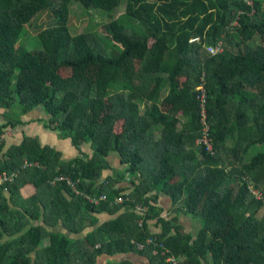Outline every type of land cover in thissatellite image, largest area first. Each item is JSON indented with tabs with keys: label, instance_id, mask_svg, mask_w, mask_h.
Listing matches in <instances>:
<instances>
[{
	"label": "trees",
	"instance_id": "trees-1",
	"mask_svg": "<svg viewBox=\"0 0 264 264\" xmlns=\"http://www.w3.org/2000/svg\"><path fill=\"white\" fill-rule=\"evenodd\" d=\"M73 1L109 13L125 5L132 22L111 19L106 36H73ZM255 7L250 16L244 0H0V108L25 114L42 107L46 127L81 152L65 163L59 152L26 138L0 159V174L20 170L14 182L0 184V264H96L103 255L136 252L132 240L149 237L183 257L182 264H264V203L246 180L264 194V152L251 156L264 148V0ZM42 11L55 24L39 34L42 50L27 51L20 39ZM219 40L224 51L209 55L205 47ZM204 73L214 154L197 144L196 88ZM182 118L188 123L179 130ZM86 144L91 157L82 153ZM114 152L133 177L123 204L115 202L123 190L113 180L99 184ZM26 160L44 168L21 170ZM60 175L108 200L88 203L65 183L53 184ZM28 185L34 193L24 196ZM154 192L172 199L175 214L201 221L196 236L184 232L178 216L159 217L162 233H150ZM137 205L146 209L142 227ZM122 207L123 214L99 225L96 214ZM60 223L74 235L93 230L78 239L49 230ZM142 254L166 264L151 250Z\"/></svg>",
	"mask_w": 264,
	"mask_h": 264
},
{
	"label": "crops",
	"instance_id": "crops-1",
	"mask_svg": "<svg viewBox=\"0 0 264 264\" xmlns=\"http://www.w3.org/2000/svg\"><path fill=\"white\" fill-rule=\"evenodd\" d=\"M16 110V109H15ZM20 111V110H19ZM12 109L0 108V127L5 126L2 134H0L1 148H0V159L4 160L7 157V153L15 147H19L23 144L26 138H31L37 140L41 149L51 148L61 154V160L65 163H70L77 159L81 152L75 146H73L71 139L63 136L59 131H53L46 127V122L49 120V115L45 112L42 107L33 109L27 113H22L20 118L12 116ZM179 124V130L183 127L182 125L188 123L186 118L181 119ZM15 124V126H12ZM255 148H258L255 147ZM82 153L87 156H92V149L90 144L83 145L81 147ZM258 150H252L251 156H253ZM119 153H112L108 157L110 164V169L104 171L99 184L104 183L107 178L113 180L114 184L117 185L116 188L123 190V192L131 193L133 191L134 185L132 181V176L126 173V166L122 165ZM25 162H28L26 160ZM24 162V163H25ZM37 162V161H29ZM24 165V164H23ZM43 166V165H42ZM44 168V166L42 167ZM31 169V168H28ZM22 170V167H21ZM27 170V169H26ZM120 175L124 177L120 180ZM127 178V179H126ZM24 196H29L34 193V187L28 185L24 190H22ZM157 194V201L154 203L155 210L153 212L156 217L149 219L147 221V226L151 234H161L163 231V226L158 221V218L163 219L174 218L178 216V223L182 226L183 230L187 234L196 236L197 233L202 228V223L199 219L194 218L187 214L174 213L172 199L165 193H152ZM145 209V208H144ZM127 209L122 207L120 211L114 215L104 212L101 214H96L99 225L115 219L116 217L123 214ZM138 212V211H137ZM146 209L143 212H138L142 216L140 221L144 224ZM43 220V217H42ZM140 223V222H139ZM142 224V226H143ZM140 226V224H139ZM141 226V227H142ZM50 231L60 232L68 236L69 238H83L87 233L93 230V227L87 228L82 234L74 235L70 233L62 223L59 224L57 228H49ZM133 241V240H132ZM136 241V240H134ZM147 252V251H145ZM129 262L130 264H153L152 260L146 255L142 254L136 250V252H129L127 254H117L113 256L103 255L98 258L96 264H109V263H119V262ZM184 261V260H183Z\"/></svg>",
	"mask_w": 264,
	"mask_h": 264
},
{
	"label": "built area",
	"instance_id": "built-area-1",
	"mask_svg": "<svg viewBox=\"0 0 264 264\" xmlns=\"http://www.w3.org/2000/svg\"><path fill=\"white\" fill-rule=\"evenodd\" d=\"M246 3V6L248 9L246 10L247 13L252 16L256 13V7H255V0H244ZM243 11H240L242 13ZM233 25H238L239 20L236 18ZM200 38H195L191 40V43L193 42H199ZM206 52L209 55L216 56L221 54L224 51V43L222 40H219L215 45H209L205 47ZM205 73L202 76V80L200 85L196 88L197 94V101L199 102V109H200V124H201V136L197 140V144L203 145L206 147V151L208 153L214 154L213 146L210 142V124L208 122L209 114H208V95L206 90V79H205ZM1 144V139H0ZM43 166L39 162H25L22 166V170H26L28 168H42ZM20 170L17 172L7 173L4 172L0 174V184H7L12 183L16 180V178L19 176ZM249 184L250 192L253 194V196L264 203V194L256 189L254 187V184L246 179ZM62 182L65 183V185L71 189V191L82 198H84L88 203L92 205H99L101 202H105L108 200L107 195L103 194L100 196H95L92 194L84 193L79 188V180H74L72 177L67 175H60L54 178L53 184ZM117 187V185L115 186ZM118 189V188H116ZM126 196H129L128 192H122L121 196H117L115 199V202L117 204H123L126 200ZM128 199V198H127ZM136 210L138 212H143L145 209L141 205L136 206ZM140 226H142L143 222L140 221ZM132 243L135 245V248L139 252H145L147 250H151L152 254L154 256H160L164 263L166 264H182L184 258L181 256H177L167 245L157 238L149 237L144 242H138V241H132Z\"/></svg>",
	"mask_w": 264,
	"mask_h": 264
},
{
	"label": "rangeland",
	"instance_id": "rangeland-1",
	"mask_svg": "<svg viewBox=\"0 0 264 264\" xmlns=\"http://www.w3.org/2000/svg\"><path fill=\"white\" fill-rule=\"evenodd\" d=\"M153 1V0H150ZM111 19H116L126 26L132 22V20L126 15L125 5L117 8L114 12H104L100 10H86L79 3L73 1L70 4V21L69 29L73 36L92 32L102 36H106L104 32V25ZM54 19L49 15L48 11L40 12L30 24H28L20 39L19 46L23 47L27 51H39L42 50V43L38 37L41 32L47 28L54 26ZM111 50H108V54ZM19 108L18 106H16ZM22 113L19 109L13 110V118H20ZM253 150H261L264 152V148H254ZM257 151V152H258ZM264 213V209L260 212V216Z\"/></svg>",
	"mask_w": 264,
	"mask_h": 264
}]
</instances>
